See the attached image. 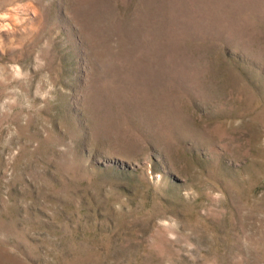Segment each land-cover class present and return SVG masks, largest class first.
Returning <instances> with one entry per match:
<instances>
[{
	"label": "rangeland",
	"instance_id": "obj_1",
	"mask_svg": "<svg viewBox=\"0 0 264 264\" xmlns=\"http://www.w3.org/2000/svg\"><path fill=\"white\" fill-rule=\"evenodd\" d=\"M0 264H264V0H0Z\"/></svg>",
	"mask_w": 264,
	"mask_h": 264
}]
</instances>
